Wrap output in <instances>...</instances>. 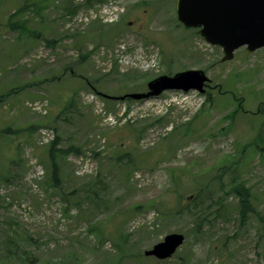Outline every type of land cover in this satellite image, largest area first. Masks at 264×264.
<instances>
[{"label": "rangeland", "instance_id": "1", "mask_svg": "<svg viewBox=\"0 0 264 264\" xmlns=\"http://www.w3.org/2000/svg\"><path fill=\"white\" fill-rule=\"evenodd\" d=\"M37 1L0 0V264H264V224L221 193L236 175L264 221V48L223 61L176 0H49L20 17L38 38H18L9 17ZM189 70L203 94L113 99ZM43 98L45 116L23 105ZM56 139L81 154L58 156L53 186ZM170 234V259L143 254Z\"/></svg>", "mask_w": 264, "mask_h": 264}, {"label": "water", "instance_id": "2", "mask_svg": "<svg viewBox=\"0 0 264 264\" xmlns=\"http://www.w3.org/2000/svg\"><path fill=\"white\" fill-rule=\"evenodd\" d=\"M176 14L184 27L200 28L199 35L206 42L221 47L223 61L232 59L233 52L245 46L248 53L264 48V0H177ZM206 82L203 71H185L172 77H158L148 83L146 94L127 97L138 101L157 97L166 91L203 93ZM183 240L182 235H168L144 255L166 260Z\"/></svg>", "mask_w": 264, "mask_h": 264}, {"label": "trees", "instance_id": "3", "mask_svg": "<svg viewBox=\"0 0 264 264\" xmlns=\"http://www.w3.org/2000/svg\"><path fill=\"white\" fill-rule=\"evenodd\" d=\"M32 1V0H29ZM49 0H39L37 2H31V4L29 5L27 2L25 4H23L14 14H12L8 21H7V25L10 31L12 32H16L18 35V38H21L23 36H25L26 38H35L37 39L38 36L37 34H35L34 32L29 31V29L26 26V22H28L27 20H21L22 16L26 15L29 12V7L30 6H34V9H37L38 11H40V14L43 13L46 10V6L45 4L48 2ZM49 46H53L55 43L51 42V43H47ZM221 87V86H220ZM227 91H224L223 93H221L222 95H227ZM213 98L211 97L210 94H208L205 98V105H212L213 104ZM232 102H235V98L232 99ZM241 109L240 105L239 107H235L233 111L229 112L224 119L229 120L231 123H233L234 121V117L235 115L239 112V110ZM189 126V125H188ZM231 127V124H230ZM186 129H188L187 127H185ZM33 131L36 130V128L32 129ZM10 132V128H8L7 130H5V133H9ZM189 133V132H188ZM187 133V134H188ZM58 139L55 140V142H53L50 147L48 148V167L50 169V182L53 186H56L57 183L59 182V178H58V174H59V168H58V163H57V158L58 156L60 158L66 157L69 154H73V155H80V149L76 148L75 146H69L67 149H57L56 145L58 144ZM263 143V142H262ZM254 146V144H253ZM239 163H234L231 164V167L233 168L234 171H236V166ZM222 177H219V180H221ZM223 195H235V197L237 198V210H238V219L239 222L242 223L245 218L247 217V215L249 213H253L257 218H259L258 220L260 222H262V224H264L263 219L256 214V212L254 211V209L251 207V193L250 190L248 188H246L244 186L243 182H240V180H238L237 176L235 175L232 180L229 182V185L227 187V190H223L221 192ZM199 197V195H197ZM221 201H223V198H220ZM216 205L220 208V210H223V206H221V202H215ZM138 209V208H136ZM117 260V258H114L112 261V264L115 263V261ZM29 262V264H36V262H32L30 259L27 260Z\"/></svg>", "mask_w": 264, "mask_h": 264}]
</instances>
